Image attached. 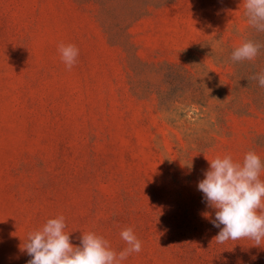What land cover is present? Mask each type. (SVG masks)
<instances>
[{"label":"rangeland","instance_id":"rangeland-1","mask_svg":"<svg viewBox=\"0 0 264 264\" xmlns=\"http://www.w3.org/2000/svg\"><path fill=\"white\" fill-rule=\"evenodd\" d=\"M256 36L243 0H0V264L60 215L73 245L119 252L131 227L121 264H264V243L214 241L197 189L207 159L264 161V48L230 60Z\"/></svg>","mask_w":264,"mask_h":264},{"label":"clouds","instance_id":"clouds-1","mask_svg":"<svg viewBox=\"0 0 264 264\" xmlns=\"http://www.w3.org/2000/svg\"><path fill=\"white\" fill-rule=\"evenodd\" d=\"M243 6L247 23L256 31L264 32V0H243ZM261 48L264 44L245 40L232 51L230 60L233 63L253 61ZM58 52L66 68L71 70L77 63L79 48L61 43ZM251 79L264 87V72L256 73ZM207 160L209 168L203 172L204 178L198 182L197 189L207 207L214 210L211 223L220 229L214 241L224 244L229 240L248 239L253 246L260 247L264 243V180L260 178L264 161L251 150L244 154L242 162L234 161L227 154ZM203 215L207 217L208 213ZM66 228L65 217L60 215L30 232L22 244V250L31 257L27 264H121L132 253L142 251V241L131 227L120 232L127 247L119 252L95 232L82 233L79 244L73 245Z\"/></svg>","mask_w":264,"mask_h":264},{"label":"trees","instance_id":"trees-1","mask_svg":"<svg viewBox=\"0 0 264 264\" xmlns=\"http://www.w3.org/2000/svg\"><path fill=\"white\" fill-rule=\"evenodd\" d=\"M260 40H261V37H260V36H258V37L256 36V37H255V41H256V42H259V43H261V41H260ZM261 44H262V43H261Z\"/></svg>","mask_w":264,"mask_h":264}]
</instances>
